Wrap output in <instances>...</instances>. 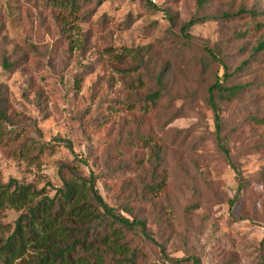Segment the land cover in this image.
<instances>
[{
	"label": "rangeland",
	"instance_id": "1",
	"mask_svg": "<svg viewBox=\"0 0 264 264\" xmlns=\"http://www.w3.org/2000/svg\"><path fill=\"white\" fill-rule=\"evenodd\" d=\"M58 12L41 0H0L9 126L59 140L33 166L0 148L3 180L51 194L59 165H75L114 211L145 222L147 238L134 234L145 264H263L264 47L254 49L264 0H104L84 22ZM129 50L165 65L153 115L127 105L142 92L125 83ZM216 79L242 89L215 100L217 113L207 100ZM158 173L164 190L149 193Z\"/></svg>",
	"mask_w": 264,
	"mask_h": 264
},
{
	"label": "trees",
	"instance_id": "2",
	"mask_svg": "<svg viewBox=\"0 0 264 264\" xmlns=\"http://www.w3.org/2000/svg\"><path fill=\"white\" fill-rule=\"evenodd\" d=\"M41 1L57 9L61 17L73 16L84 22L104 0ZM107 21L104 17L101 24ZM191 23H185L182 29ZM259 24L255 22V26ZM263 47L264 41L260 40L254 53ZM129 53L134 63L124 71L128 74L125 83L133 92H142L130 97L127 105H135L141 114L153 115L161 109L165 93V65L155 67L137 50ZM2 65L8 68L11 63L3 58ZM223 82L216 79L207 90V100L216 113L215 100H231L242 92L240 86H226ZM5 103L0 90V148L27 166L38 165L59 140L40 141L23 128L9 126ZM258 122L264 124V116ZM57 172L61 185L53 188L51 194L44 187L38 189L33 183L16 178L4 181L0 173V264H145L134 244L137 228L147 238L145 222L114 211L99 193L93 174L84 176L75 165L65 163L59 165ZM164 182L162 174H154L144 189L160 192ZM9 210L19 214L12 221H5Z\"/></svg>",
	"mask_w": 264,
	"mask_h": 264
}]
</instances>
